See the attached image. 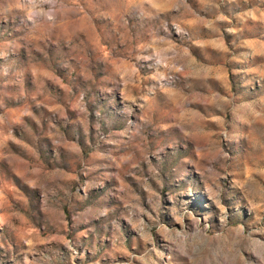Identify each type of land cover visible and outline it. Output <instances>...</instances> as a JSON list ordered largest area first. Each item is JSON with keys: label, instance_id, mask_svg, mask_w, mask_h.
<instances>
[{"label": "rangeland", "instance_id": "1", "mask_svg": "<svg viewBox=\"0 0 264 264\" xmlns=\"http://www.w3.org/2000/svg\"><path fill=\"white\" fill-rule=\"evenodd\" d=\"M0 264H264V0H0Z\"/></svg>", "mask_w": 264, "mask_h": 264}]
</instances>
